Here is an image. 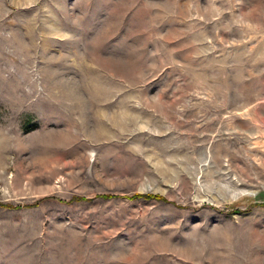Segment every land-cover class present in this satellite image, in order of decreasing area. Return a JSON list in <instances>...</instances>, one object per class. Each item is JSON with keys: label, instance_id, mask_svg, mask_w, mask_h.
I'll use <instances>...</instances> for the list:
<instances>
[{"label": "rangeland", "instance_id": "obj_1", "mask_svg": "<svg viewBox=\"0 0 264 264\" xmlns=\"http://www.w3.org/2000/svg\"><path fill=\"white\" fill-rule=\"evenodd\" d=\"M0 264H264V0H0Z\"/></svg>", "mask_w": 264, "mask_h": 264}, {"label": "trees", "instance_id": "obj_2", "mask_svg": "<svg viewBox=\"0 0 264 264\" xmlns=\"http://www.w3.org/2000/svg\"><path fill=\"white\" fill-rule=\"evenodd\" d=\"M145 198V199H158V200H163L162 197H159V196H152V195H138V196H135L134 198Z\"/></svg>", "mask_w": 264, "mask_h": 264}]
</instances>
